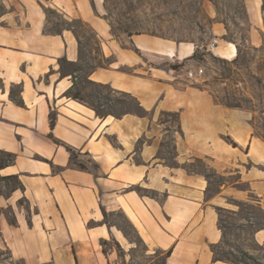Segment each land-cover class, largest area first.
I'll list each match as a JSON object with an SVG mask.
<instances>
[{
  "label": "crops",
  "instance_id": "0c3cea01",
  "mask_svg": "<svg viewBox=\"0 0 264 264\" xmlns=\"http://www.w3.org/2000/svg\"><path fill=\"white\" fill-rule=\"evenodd\" d=\"M2 1L0 151L16 158L0 176H17L23 190L0 195V208L10 207L17 222L0 215V247L23 264H129L113 249L103 252L109 241L134 247L104 220L120 213L147 253L170 251L165 264H229L211 251L223 238L217 211L255 203L264 214V139L251 112L218 101L206 84L212 42V55L237 57L227 58L224 25H211L206 45L145 32L115 36L107 0ZM249 2L258 21L259 1ZM43 7L88 23L111 60L87 79L133 98L143 116L100 118L64 96L73 82L60 76L58 59L76 63L78 43L68 30L44 32ZM66 146L96 168L71 166ZM253 240L264 243V225Z\"/></svg>",
  "mask_w": 264,
  "mask_h": 264
},
{
  "label": "rangeland",
  "instance_id": "374dc122",
  "mask_svg": "<svg viewBox=\"0 0 264 264\" xmlns=\"http://www.w3.org/2000/svg\"><path fill=\"white\" fill-rule=\"evenodd\" d=\"M258 1V21L253 16L249 0H107L106 17L115 36L125 32H145L203 45L212 38L211 25L222 23L226 38L237 49V57L235 61H229L210 54L205 71L206 84L218 101L251 112L255 132L264 139V0ZM4 11V2L0 0V16ZM48 20L47 26L52 28L58 18L48 14ZM91 55L96 56L94 51ZM83 76L81 72L77 83L86 99L117 113L128 107L119 103L129 102L128 97L115 94L106 87L84 84ZM97 96L99 101L95 98ZM104 97L110 99V104H105ZM75 157L77 161H87L86 158L78 159L76 154ZM87 165L93 168V165ZM208 175L212 176V173ZM6 177L0 176L2 196L8 195L15 185L14 180ZM20 204L27 207L23 199ZM230 208L234 210L221 208L217 211L223 238L214 251L228 259L229 264H264V243L253 240V233L264 225L263 212L255 203H234ZM3 209V214L10 216V210ZM106 222L122 227L131 238L135 236L131 225L120 213L108 214ZM132 243L134 247L125 251L109 241L104 249H113L120 260L129 264H162L164 256L161 252L147 253L144 244ZM0 264L22 263L11 259L7 250L0 247Z\"/></svg>",
  "mask_w": 264,
  "mask_h": 264
},
{
  "label": "trees",
  "instance_id": "16d2710c",
  "mask_svg": "<svg viewBox=\"0 0 264 264\" xmlns=\"http://www.w3.org/2000/svg\"><path fill=\"white\" fill-rule=\"evenodd\" d=\"M44 13L46 15V24L44 26V32L45 33H50V34H61L62 30H68L70 31L77 43H78V60L76 63H70L66 60L65 57H62L60 59H58V65H59V74L61 77L65 76L66 73H69L70 78L73 82V84L70 86V88H68L65 93L64 96L67 98H70L88 108H90L91 110L94 111V113L96 114V116L103 118L107 115H112L114 117L119 116V114L124 113V112H133L137 115L143 116L145 114V111L139 106L138 102L135 101L133 98L124 95L126 97L129 98V102L127 101H120L119 103L123 104L125 107L126 105H128V107L125 108V110L121 113H117L115 111H109V110H105L104 107L99 106L97 103L95 104L92 100L86 99L82 92L78 89L79 84L77 83V79L79 78V74L81 72L84 73L83 76V81L84 84H90L92 86H96V87H106L104 85H100V84H96L93 83L91 81H89L87 79V74L92 71L95 68H104L106 67L109 63H110V58H105L102 50H101V43L100 40L97 38V35L94 33V31L91 29V27L88 25V23L82 21L81 19H72V20H68L67 18H65V16L53 9L50 8H45L43 7ZM48 14H53L54 16H56V18H58V21L56 23L53 24L52 28H48L47 23L49 22L48 20ZM112 30V29H111ZM113 33V32H112ZM127 34H129L128 32H125ZM114 34V33H113ZM223 40L225 41H229L226 36L224 35ZM231 42V41H229ZM84 48L86 49V51L84 52ZM91 51L95 52L96 56H92L91 55ZM193 57H196V52L193 55ZM236 60V58L234 59V61ZM107 88V87H106ZM11 100H13V102H15L17 105L22 106V101L18 98H15L14 95L11 93ZM96 100L99 101L100 97H95ZM105 99V104L108 105L110 104V99L108 97H104ZM233 106V105H231ZM236 107H240V106H236ZM49 127L50 130L52 131L54 126H55V121H56V115L53 111H50L49 113ZM49 137L51 139H53V141L55 143H59V141H57L56 139L53 138L52 134H49ZM66 150L71 154V166H73L74 168L81 170V171H89L91 170V168L88 167L87 164L85 163H81L78 162L76 160V157L73 153V151L69 148V147H65ZM15 154L10 153V152H6V151H0V170L13 165L15 163ZM94 168H96L95 165H93ZM9 180H14L15 181V185L13 187L12 190H16V189H20L23 190V185L21 184V182L18 180L17 176H8L6 177ZM10 210V216H6L3 214V208H0V215H4V217L6 218L7 222L9 225L11 226H15L17 224L16 222V218L15 215L12 211V209L10 207H7ZM104 215V220L106 222V213L103 214ZM120 231H122V233L124 234V236L129 239L132 240V242H138L143 244L141 238L137 235L136 231L133 229L135 236L133 238L130 237V235L120 226L115 225ZM220 228V227H219ZM221 229V228H220ZM214 247H211V251L213 253V259L214 261H222V262H227L229 263L230 261H228V259L223 258L222 256H220L219 254H217L214 251ZM9 254V256L11 257V254L9 252V250L7 248H5ZM105 251L104 247H103V252ZM170 251H165L162 252L164 257L169 256ZM21 261V260H19ZM21 263L23 264V262L21 261ZM162 264H165L164 261L162 262Z\"/></svg>",
  "mask_w": 264,
  "mask_h": 264
},
{
  "label": "built area",
  "instance_id": "2783aa9c",
  "mask_svg": "<svg viewBox=\"0 0 264 264\" xmlns=\"http://www.w3.org/2000/svg\"><path fill=\"white\" fill-rule=\"evenodd\" d=\"M207 50H208L210 53H212V54L215 55V54H216L215 42H212V43L208 46ZM202 72H203V70H202V69H199V70L197 71V74L200 75V74H202ZM188 75H189V77H194V73H192L191 71L188 72Z\"/></svg>",
  "mask_w": 264,
  "mask_h": 264
},
{
  "label": "bare ground",
  "instance_id": "6f19581e",
  "mask_svg": "<svg viewBox=\"0 0 264 264\" xmlns=\"http://www.w3.org/2000/svg\"><path fill=\"white\" fill-rule=\"evenodd\" d=\"M229 45H230V49H231V51L228 52V54H227V58L232 57V56L234 55V53L237 54V49H236V47H235L233 44H231V43H230Z\"/></svg>",
  "mask_w": 264,
  "mask_h": 264
}]
</instances>
